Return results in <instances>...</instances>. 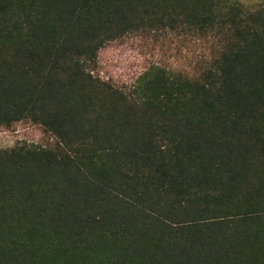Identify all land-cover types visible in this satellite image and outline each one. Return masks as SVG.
<instances>
[{
	"label": "trees",
	"instance_id": "trees-1",
	"mask_svg": "<svg viewBox=\"0 0 264 264\" xmlns=\"http://www.w3.org/2000/svg\"><path fill=\"white\" fill-rule=\"evenodd\" d=\"M129 35L197 52L130 90L96 75ZM0 264H264V7L0 0Z\"/></svg>",
	"mask_w": 264,
	"mask_h": 264
},
{
	"label": "rangeland",
	"instance_id": "rangeland-1",
	"mask_svg": "<svg viewBox=\"0 0 264 264\" xmlns=\"http://www.w3.org/2000/svg\"><path fill=\"white\" fill-rule=\"evenodd\" d=\"M251 9L264 7V0H243ZM171 36L129 35L106 45L99 53L96 75L113 85L130 90L136 79L153 63L168 67L184 65L197 52ZM53 138L40 126L23 121L0 129V149L19 144L48 146Z\"/></svg>",
	"mask_w": 264,
	"mask_h": 264
}]
</instances>
